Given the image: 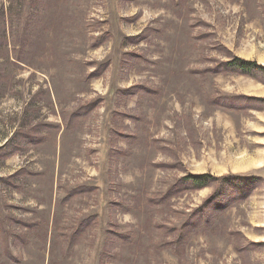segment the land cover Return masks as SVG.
<instances>
[{"label": "rangeland", "instance_id": "374dc122", "mask_svg": "<svg viewBox=\"0 0 264 264\" xmlns=\"http://www.w3.org/2000/svg\"><path fill=\"white\" fill-rule=\"evenodd\" d=\"M2 14L0 264H264V0Z\"/></svg>", "mask_w": 264, "mask_h": 264}, {"label": "trees", "instance_id": "16d2710c", "mask_svg": "<svg viewBox=\"0 0 264 264\" xmlns=\"http://www.w3.org/2000/svg\"><path fill=\"white\" fill-rule=\"evenodd\" d=\"M234 66H237L239 68H242L243 70H247L249 67H251V65H255V63H253L252 61H243V62H237V61H232L231 63ZM31 140V139H30ZM211 178V176L209 174H202V175H190V177H184L186 181H191V183L193 185H195V187L198 188H202V187H206V185L208 184V178Z\"/></svg>", "mask_w": 264, "mask_h": 264}, {"label": "crops", "instance_id": "0c3cea01", "mask_svg": "<svg viewBox=\"0 0 264 264\" xmlns=\"http://www.w3.org/2000/svg\"><path fill=\"white\" fill-rule=\"evenodd\" d=\"M0 18L2 19V18H4V15L2 14V17L0 16ZM2 22H3V24H4V21H3V19L1 20ZM2 24V23H1Z\"/></svg>", "mask_w": 264, "mask_h": 264}]
</instances>
